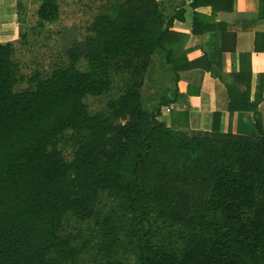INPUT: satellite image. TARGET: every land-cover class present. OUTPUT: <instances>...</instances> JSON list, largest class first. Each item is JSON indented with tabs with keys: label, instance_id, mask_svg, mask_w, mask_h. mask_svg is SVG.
Instances as JSON below:
<instances>
[{
	"label": "trees",
	"instance_id": "16d2710c",
	"mask_svg": "<svg viewBox=\"0 0 264 264\" xmlns=\"http://www.w3.org/2000/svg\"><path fill=\"white\" fill-rule=\"evenodd\" d=\"M59 15V0H42L40 22ZM176 18L159 0L111 1L91 34L65 45L67 65L20 91L14 42H0V264H79L86 245L63 233L70 213L103 229L108 258L100 264H264L262 97L250 101L241 84L248 89L252 68L242 64L234 83L212 73L231 113H254L255 134L222 132L217 112L209 131L192 129L188 112H173L168 125L161 111L177 100V84L155 107L143 103L153 55H164L176 83L186 68L174 46ZM114 89L103 109H89L88 96ZM68 131L77 145L69 161L57 148ZM103 194L120 217L99 220Z\"/></svg>",
	"mask_w": 264,
	"mask_h": 264
},
{
	"label": "crops",
	"instance_id": "0c3cea01",
	"mask_svg": "<svg viewBox=\"0 0 264 264\" xmlns=\"http://www.w3.org/2000/svg\"><path fill=\"white\" fill-rule=\"evenodd\" d=\"M159 1L168 16L178 12L183 16L174 19L171 30L175 33V50L184 53L180 65L186 67L174 83L179 89L177 100L162 107L160 119L171 125L173 112H188L192 129L209 131L217 112L222 132L257 133L254 113H231L228 90L212 73L223 74L234 83V74L240 73L243 64L252 68L251 82L247 89V82L241 83L238 76L236 83L247 90L250 101L262 97L258 109L264 131V0ZM14 9L13 0H0V42L16 40L19 23L14 21ZM242 54H250V59L241 60ZM166 92L172 95L170 89Z\"/></svg>",
	"mask_w": 264,
	"mask_h": 264
},
{
	"label": "rangeland",
	"instance_id": "374dc122",
	"mask_svg": "<svg viewBox=\"0 0 264 264\" xmlns=\"http://www.w3.org/2000/svg\"><path fill=\"white\" fill-rule=\"evenodd\" d=\"M111 1L114 0H59V18L54 21L40 22L37 11L42 0H13L16 15L14 21L19 23V32L14 42V59L19 67L20 78L15 90L34 88L36 82L31 79L32 77L45 78L58 66L67 65L69 56L65 45L73 36L76 39H83L91 34L88 28L95 17L109 7ZM1 7H3L2 4ZM78 65L81 69H85L86 61L81 59ZM174 83V75L170 73L164 55L159 53L153 55L143 85L142 95L145 107L149 109L155 107L169 89L172 94ZM118 94L119 90L114 89L110 95L88 96L86 103L89 109L95 112L104 108L106 100L111 95ZM76 147L72 131L60 137L57 143V148L68 161L73 158ZM101 201L100 221H103L106 215L117 218L123 214L124 210H121L116 201L106 197V194L102 195ZM125 223L124 226L128 227L130 220L125 218ZM102 230L96 219L82 221L73 213L68 214L64 219L63 233L77 236L79 246L86 245V250L81 253L79 264H100L108 258V254L102 248L106 241L100 237ZM124 235L122 232L121 238L125 237ZM130 255V253L120 252L118 257L131 261Z\"/></svg>",
	"mask_w": 264,
	"mask_h": 264
}]
</instances>
